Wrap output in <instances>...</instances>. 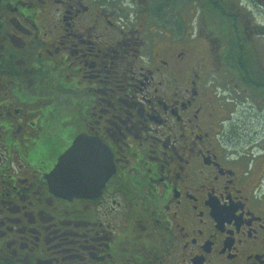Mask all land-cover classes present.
I'll use <instances>...</instances> for the list:
<instances>
[{
    "label": "flooded vegetation",
    "instance_id": "flooded-vegetation-1",
    "mask_svg": "<svg viewBox=\"0 0 264 264\" xmlns=\"http://www.w3.org/2000/svg\"><path fill=\"white\" fill-rule=\"evenodd\" d=\"M197 9L0 0V264H264V169L236 151ZM224 70L242 95L257 79ZM48 182L106 184L69 200Z\"/></svg>",
    "mask_w": 264,
    "mask_h": 264
},
{
    "label": "rangeland",
    "instance_id": "rangeland-1",
    "mask_svg": "<svg viewBox=\"0 0 264 264\" xmlns=\"http://www.w3.org/2000/svg\"><path fill=\"white\" fill-rule=\"evenodd\" d=\"M233 1L240 5L243 11L248 15V20H251L253 26H264V9L260 7L257 0ZM187 19L188 16L186 17V20ZM193 19L194 31L196 33L198 30L202 31V37L207 40L204 42V45L206 48H211V51L215 55L213 58L216 68H223L220 71H216L215 79L220 88L218 92L221 97L226 100V102H224V109L229 114L228 117L235 122V125L239 128L241 134L240 140L236 146V151L244 156H249L248 160L253 159L256 161L255 165L257 166V173L259 171L261 172L264 169V120L261 123L262 125L254 123L257 118L255 117V114H252L253 112L251 113V111L258 108L256 101L253 100L257 99V95L252 93L249 88L248 94L244 93L243 95L241 90H237L231 86L229 87L230 89H226L228 87V81L226 78H229L231 75L227 70H224V68H230V63L223 58L224 55L222 52H224V49L221 47V43L209 39L210 33L218 31V25L222 24L220 17L214 14L209 15V13L202 12L201 9L200 11L197 9L196 12L194 11ZM246 39L247 52L245 53H248L246 54L247 57H250L253 62L258 57L263 61L262 65H264V37H257L255 35L253 38L248 37ZM249 93H252L254 96H251ZM259 105H262L264 110V102ZM262 117L264 116L262 115Z\"/></svg>",
    "mask_w": 264,
    "mask_h": 264
},
{
    "label": "trees",
    "instance_id": "trees-1",
    "mask_svg": "<svg viewBox=\"0 0 264 264\" xmlns=\"http://www.w3.org/2000/svg\"><path fill=\"white\" fill-rule=\"evenodd\" d=\"M200 2L209 15L214 14L220 17L222 24L218 25V31H214V36H216L217 42L221 43V47L224 49L223 51L227 52L223 58L228 60L232 68L236 69V73H242L249 78L252 76L257 78L252 82L254 85H246L245 87H248L252 91L254 89L255 92L258 93L257 97L264 101V70L244 72L246 68L264 67V65H262L263 61H261L260 58L257 57L255 59L256 62H253L250 57L244 54L247 52V39L245 35L247 38H250V30H248L247 34L243 32L237 21V11L230 0H200ZM258 35L264 37V26L258 28Z\"/></svg>",
    "mask_w": 264,
    "mask_h": 264
},
{
    "label": "water",
    "instance_id": "water-1",
    "mask_svg": "<svg viewBox=\"0 0 264 264\" xmlns=\"http://www.w3.org/2000/svg\"><path fill=\"white\" fill-rule=\"evenodd\" d=\"M67 160V157L61 159L57 170L50 176L51 179H65ZM105 184L106 182H48L49 190L53 195L69 200L97 197Z\"/></svg>",
    "mask_w": 264,
    "mask_h": 264
}]
</instances>
